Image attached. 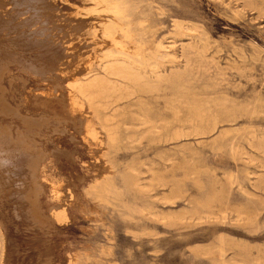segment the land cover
Instances as JSON below:
<instances>
[{"label":"rangeland","instance_id":"rangeland-1","mask_svg":"<svg viewBox=\"0 0 264 264\" xmlns=\"http://www.w3.org/2000/svg\"><path fill=\"white\" fill-rule=\"evenodd\" d=\"M4 1L0 264H264V0H137L145 44L162 41L169 55L160 64L163 80L141 98L149 123L135 98L118 103L116 112L126 107L127 116L112 120L120 134L113 147L102 133L86 141L66 92L81 67L74 52L107 44L79 42L71 52L67 40L81 28L44 5L53 0ZM173 18L199 26L175 34ZM193 100L211 120L185 121ZM112 173L113 195L90 192ZM133 176L135 190L127 182ZM59 208L62 221L52 217Z\"/></svg>","mask_w":264,"mask_h":264},{"label":"bare ground","instance_id":"bare-ground-1","mask_svg":"<svg viewBox=\"0 0 264 264\" xmlns=\"http://www.w3.org/2000/svg\"><path fill=\"white\" fill-rule=\"evenodd\" d=\"M36 1L38 2V0H35V2ZM41 1L45 2V0H41ZM83 2H77L74 0H67V2H64L62 0H53V2L52 1L45 2L46 4H44V5L45 6L50 5V7H52V6H53V8L55 7L56 10L64 11V13L62 12V13L58 14V16H60V19L62 20V22H63V20H65L64 22L67 24H70L73 22L74 25L81 28L79 35H76V36L74 35V37L71 40H67L68 47H66V48L69 51L72 52L77 47L79 42L86 43V42L90 41L91 42L90 48H91V44H107L105 47L101 48L99 51L95 50L94 52L87 53L85 56H82L81 54H75V52H74V55L77 58L76 59V65H81V67H80L78 73L73 77V79L70 82H67V84H66V88H67L66 92L68 95V98L67 97L66 98L69 99L68 104H69V108H70V114L71 115L77 114L80 117L79 119H80L81 125H83L85 128L84 138L86 139V141H89V143L91 141L92 142L97 141L98 139L100 141V138H99L100 135L99 134L102 133V136H104V143L106 145H108L109 147H113L119 141L120 134H119V124H115V125L111 124L112 120L116 116H121V117L127 116V113H126L127 111L125 112V110H124V109H126V107L124 109H121L120 111L118 110V112H116V110H117L116 107H118L117 106L118 103L123 102V101L128 102V101H131L132 99L135 98L134 102H136V100H138L140 102V103L138 102L140 104V105L138 104L139 105L138 108L140 111V114L138 113V115H140L143 122L145 121V122L149 123V121H150L149 115L147 116V111L145 112V109L143 108V104H141V103H143L142 102L143 99L141 100V98H143L142 95H144V94L154 92L155 87L157 85V82H160L163 80V75L161 74L162 66L160 64H161L163 58H165L169 54L167 53V51L164 50L165 45H163L162 41L156 42L153 46H147V44H145L146 43L145 41L147 39L146 38L147 31H146L145 27L142 26L141 20L138 21L136 19L137 18L136 13H138V12H136L138 9V6H137L138 1L137 0H83ZM27 3H25V4H27ZM143 3H144V1H143ZM157 10H158V8H157ZM1 13L3 15H5V16L0 17L1 21L6 20L7 15H9V11L7 10V5H6L4 0H0V14ZM8 22H10V21H8ZM90 22H92V23H90ZM60 26L62 27L63 25H60ZM173 26H174V32L173 33H175V34L180 33V34L186 35V34H190L191 32L196 31L199 25L198 26L187 25V24L183 23V20H178V19L173 18ZM61 27H60V29H61ZM83 27H85V28L82 31ZM66 29H67V27H66ZM75 29H76V27H75ZM56 30H58V29H56ZM58 32H60V31H58ZM65 32L68 34L67 31H65ZM62 35H64V34H62ZM199 35L203 36V35H205V33H203L201 31V33H199ZM199 35H196V36H199ZM40 40H42V39H40ZM208 41H209V39H208ZM96 47H95V49H96ZM98 48L99 47H97V49ZM62 49H64V48H62ZM85 53H86V51H85ZM66 57H69V56L67 55ZM67 61H69V60H67ZM80 61H83V62H80ZM162 65H163V63H162ZM62 67H64V66H62ZM75 70L76 69H74L73 71L75 72ZM65 71H63V72H65ZM63 72H59V73H63ZM69 75H71V74H69ZM62 76H65V75L63 74ZM205 86H207V85H205ZM193 101L195 102L196 100H193ZM198 101L199 100H197L196 102L198 103ZM224 102H226L225 99L223 100V103ZM197 103H195V104L192 103L194 106H193V108H191L192 109L191 113L189 112L190 116L188 115L189 117L187 116V119L185 120V121L190 122L192 125L202 124L208 120H211L210 118L213 116V115L212 116L209 115L210 113L208 114L207 112H205L204 107L202 108L201 104H199V103L197 104ZM218 103H220L221 105L223 104L221 102H218ZM218 103L216 105H218ZM126 104L128 105L129 103H126ZM203 104H206V103H203ZM130 105H131V103H130ZM182 105H183V103H182ZM221 105H219V106H221ZM234 106H232L233 108H230L229 106H227V108H226L227 111H225V112H228V109H230L228 113H232V111H234L233 110ZM248 107H246V109H249ZM251 107H253V106H251ZM255 107H256V105H255ZM108 108L109 109L113 108V112L110 115H108L106 113L103 114L102 111H104ZM188 108H189V106H188ZM243 109H245V108H243ZM208 110H209V108H208ZM249 111L251 112L252 110H249ZM258 111H260V110H258ZM245 112H246V110H245ZM247 112H248V110H247ZM133 114L136 117V114L135 113H133ZM246 115H247V113H246ZM248 115H252V114H248ZM132 117L133 116H131V118ZM217 117H219V116H217ZM226 118L228 119V117H226ZM118 119H121V118L118 117ZM216 120L212 119L213 127H215V125L217 123ZM195 126H197V125H195ZM157 132H158V130H157ZM198 132H200V131H198ZM250 132H251V130H250ZM154 133H156V132H154ZM83 134H84V132H83ZM246 135L248 136V134H246ZM219 139H220V136H219ZM247 141H249V140H247ZM96 144H98V143H96ZM259 144L260 145L263 144V139L259 140ZM99 145H101V144H99ZM222 145L224 146L225 144H222ZM225 146H227V145H225ZM99 147H100V149H103V148H101V146H99ZM234 147L236 148L235 145H234ZM93 148H95V147H93ZM231 151H230V153L232 154ZM97 152H99V151L97 150ZM236 152H237V150H236ZM97 154H99V153H97ZM236 154H238V153H236ZM96 158H98V157H96ZM100 162H101V160L99 161V163ZM109 166L111 168L114 167L112 162H109ZM104 168H106V170H107V167H104ZM125 168H126V166H125ZM128 169H131V168L129 167ZM131 170H129V171H131ZM95 171L97 173L96 169H95ZM101 171L106 172V171H104V169ZM129 171H128V174H130ZM109 172H110V170H109ZM97 174H96V176H98ZM131 174H132V172H131ZM131 174H130V176L133 175V174L132 175ZM126 175H127V173H126ZM126 175H124V176H126ZM112 178H113V173L111 175H105V176L101 177L100 179L97 178L91 184V187H89L90 192H93L98 198H102V197L104 198V196H103L104 194L105 195L106 194L107 195H113L114 194V188H113ZM127 179H128V177H127ZM159 181H161V180H159ZM228 181H229V183H231L234 180H232V177H229ZM127 182H129V184L132 185V187H134V190L136 188L137 189L139 188L138 178H134V176H133V178L131 180L129 179V181H127ZM162 183H163V181H162ZM147 186H148V188H146L145 190L151 189L150 188L151 186L150 187H149V185H147ZM61 189H64V188H61ZM68 190H69V188H68ZM68 190L66 192H68L70 195V192ZM140 190H141V187H140ZM140 190H138L139 193L141 192ZM51 191L54 194V196H57L58 190L54 185H52ZM143 191H144V189H143ZM105 199H107V198H105ZM60 207H62V206H60ZM145 214L147 215V213H145ZM64 215H65V213L60 208L56 209L52 212V217L57 221H60V220L62 221L64 219ZM1 237H0V240H1ZM0 242H2V241H0ZM0 251H1V249H0ZM219 252H220V250H219ZM0 255H1V252H0ZM69 262H70V260H69ZM70 263L73 264L72 262H70Z\"/></svg>","mask_w":264,"mask_h":264}]
</instances>
